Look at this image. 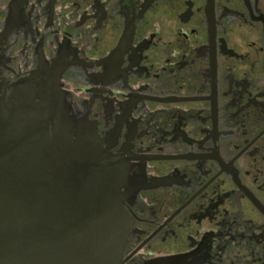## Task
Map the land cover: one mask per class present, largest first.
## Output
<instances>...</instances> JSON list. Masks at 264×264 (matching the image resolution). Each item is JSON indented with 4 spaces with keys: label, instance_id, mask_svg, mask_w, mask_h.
Listing matches in <instances>:
<instances>
[{
    "label": "flooded vegetation",
    "instance_id": "1",
    "mask_svg": "<svg viewBox=\"0 0 264 264\" xmlns=\"http://www.w3.org/2000/svg\"><path fill=\"white\" fill-rule=\"evenodd\" d=\"M20 97L109 157L123 264H264V0H0Z\"/></svg>",
    "mask_w": 264,
    "mask_h": 264
},
{
    "label": "water",
    "instance_id": "2",
    "mask_svg": "<svg viewBox=\"0 0 264 264\" xmlns=\"http://www.w3.org/2000/svg\"><path fill=\"white\" fill-rule=\"evenodd\" d=\"M49 108L0 100V264H123L130 221L109 157Z\"/></svg>",
    "mask_w": 264,
    "mask_h": 264
}]
</instances>
